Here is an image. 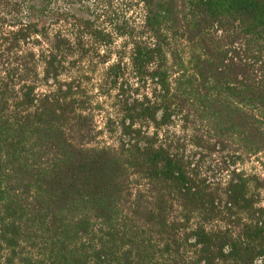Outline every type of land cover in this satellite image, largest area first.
Here are the masks:
<instances>
[{
  "label": "trees",
  "instance_id": "trees-1",
  "mask_svg": "<svg viewBox=\"0 0 264 264\" xmlns=\"http://www.w3.org/2000/svg\"><path fill=\"white\" fill-rule=\"evenodd\" d=\"M115 1L0 0V264H264V0Z\"/></svg>",
  "mask_w": 264,
  "mask_h": 264
},
{
  "label": "rangeland",
  "instance_id": "rangeland-1",
  "mask_svg": "<svg viewBox=\"0 0 264 264\" xmlns=\"http://www.w3.org/2000/svg\"><path fill=\"white\" fill-rule=\"evenodd\" d=\"M117 7L121 10L127 9L129 3H130V9L126 13L130 17V20L132 22L139 23L142 19V8L140 5L135 4L134 2H125V0H116ZM121 49L120 40H117L112 47L113 56L111 58V61L115 60V54L114 51ZM102 70V66L99 65L97 70L94 72V74L91 76L92 80L90 82H87V87L89 90L90 95L92 96L93 105H99L93 106V116H94V123L97 126V128H103L104 124L106 122V117L108 114L112 113L111 109V101L109 99H104L103 97L99 96L98 90H97V78L99 76V73ZM97 143L99 145L104 144H111L113 143V139H111L107 134H103L101 137H99ZM257 158H250L247 159L242 166H240L242 169H244L246 172L250 173H257L263 175L264 170L262 169V164L256 160Z\"/></svg>",
  "mask_w": 264,
  "mask_h": 264
}]
</instances>
